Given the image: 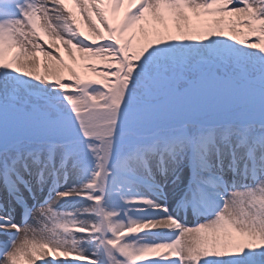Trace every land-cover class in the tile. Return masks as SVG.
I'll return each instance as SVG.
<instances>
[{
    "label": "snow or ice",
    "instance_id": "snow-or-ice-1",
    "mask_svg": "<svg viewBox=\"0 0 264 264\" xmlns=\"http://www.w3.org/2000/svg\"><path fill=\"white\" fill-rule=\"evenodd\" d=\"M0 264H264V0H0Z\"/></svg>",
    "mask_w": 264,
    "mask_h": 264
},
{
    "label": "rangeland",
    "instance_id": "rangeland-1",
    "mask_svg": "<svg viewBox=\"0 0 264 264\" xmlns=\"http://www.w3.org/2000/svg\"><path fill=\"white\" fill-rule=\"evenodd\" d=\"M82 27H83V25H82ZM85 31H86V29H85ZM65 58L67 59L68 57H67V53H65ZM88 75H89V73H88Z\"/></svg>",
    "mask_w": 264,
    "mask_h": 264
},
{
    "label": "bare ground",
    "instance_id": "bare-ground-1",
    "mask_svg": "<svg viewBox=\"0 0 264 264\" xmlns=\"http://www.w3.org/2000/svg\"><path fill=\"white\" fill-rule=\"evenodd\" d=\"M87 31V30H86ZM89 75H92L91 73H89Z\"/></svg>",
    "mask_w": 264,
    "mask_h": 264
}]
</instances>
